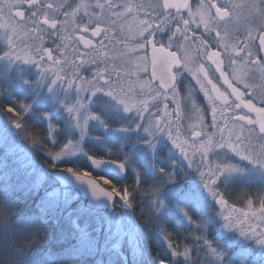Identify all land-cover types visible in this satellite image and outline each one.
Returning a JSON list of instances; mask_svg holds the SVG:
<instances>
[{"label": "rangeland", "instance_id": "obj_1", "mask_svg": "<svg viewBox=\"0 0 264 264\" xmlns=\"http://www.w3.org/2000/svg\"><path fill=\"white\" fill-rule=\"evenodd\" d=\"M135 1L130 0L132 3H136ZM138 1L139 4L143 3L145 5L156 2V0H147V3H144L142 0ZM232 1H234V5L238 6V1L242 0ZM245 1L246 4H251L255 0H250L251 2L248 0ZM49 2L55 4L60 3L61 0H49ZM87 2L94 4L95 0H89ZM2 3H4V0H0V4ZM19 10L25 11L27 15V5H24ZM95 11L98 12L99 9H95ZM232 15H235L237 18V24L234 26L239 27L240 25H245L246 15L248 16L249 13L246 14L245 12L236 11ZM141 17L143 18V11ZM59 19L65 20V17L61 16ZM68 19L71 20V17ZM253 21L251 25H256L254 26V30L261 27L260 25H264V21L260 20L258 22V19H253ZM76 23L78 25L88 23L83 9L78 13ZM89 26L91 27V25ZM48 31L51 32L52 30L49 29ZM80 34L79 31L73 34L72 28L69 27L63 33L66 37L65 40H60L56 36L45 35L44 47L51 49L56 58H60L59 52L56 51L57 45H60L62 49L64 44L71 45V47L67 49L66 58L68 64L63 69L57 66L52 71L42 72L34 64H25L22 59L17 60L14 57L5 55L6 52L11 50L21 54L29 52L30 49L28 46L32 44V39L24 33L16 36L11 31L10 26L7 24V13H5V19H0V109H4L0 111V155L3 159L9 160V167L11 168L35 171L31 176L28 175L26 177V174H24L22 178H26L25 185L28 187L26 194L34 196L37 191L39 192L42 188L49 187V184L45 173H41L37 169V164L26 160V157L22 154V152H26L21 145L22 140H13L12 138L13 135L16 139L14 133L15 127H21L17 124V120L20 122L21 117H16V113L8 111L10 103L14 102L24 108L23 115L25 117L43 124L47 150L43 146L42 148L55 164L65 163L71 165L72 163L84 162L89 158L88 153L101 154L98 156L103 157L105 155L113 157L114 151H120L121 155L123 153V164L129 173L128 179L131 183L134 181L136 183H133L135 189L139 186L138 184L142 183L141 180L148 178H145V175L142 173L150 172L149 174H152V177H154L152 182L142 183V185L143 187H149L144 188V191L149 194L147 198H156L158 201L155 200L154 203L147 201L146 207H144L145 210L149 207L153 208L158 211V214L162 218L169 219L178 227L183 224L186 227H190L191 230H194L203 225L204 230H206L209 223L203 222L202 225L199 223L203 215L201 211L203 210L207 215H211L212 220L216 218L213 221V225L218 230V233H220V236L227 240L226 246L230 249H235L237 253L230 261L225 262L224 258L228 250L224 249L225 251H223V249L211 247V241L209 242L205 239L203 244L205 245L206 243L208 245L204 247L203 253L206 250L207 252H211L215 257V264H264V244L258 243L257 239L251 235L241 234V231L236 227L227 226V222L220 214L221 211H224L225 215H231L234 224L242 221L244 219L243 213L249 211V200L252 201V210L258 213L260 200L264 199V168L252 161L241 159L227 148L223 150L213 148L207 151V159L200 167V171H198L197 166L201 165L202 153L194 155L190 144L193 139L191 135L192 128L194 127L196 130H200L202 120L203 124L207 126L205 127V131L208 132L209 136L216 131L217 135L214 139H218L219 133L211 127L212 104L204 92L201 91L196 81L194 80L196 85L194 94L192 93L189 81H186L183 90L179 92L181 94L178 93L177 100L180 104L179 111L181 112V118L177 120L175 114L177 108L171 99L172 93L168 94L169 98L167 100L163 97L161 101L159 100L160 97L154 98V93L149 92L147 85L144 84V81L148 80H142V78H145L143 76L145 72L143 71V64L140 63L138 76L133 75L130 78L125 76L123 81L126 83H123L125 89L124 94L127 95L129 91L131 92V96L126 102L129 103L132 112L126 113L123 111L122 104L119 105L103 92L95 94L89 91L78 92L75 86L69 87V80H73L74 85L81 83L72 76L73 72L78 71L82 78L91 79L96 70L95 65L91 64H84L80 69L73 67V59H75L76 63H80L82 57L76 55L73 58L71 55L72 47H78L80 52L88 51L81 42L75 40V37ZM83 35L85 39H91L99 47L98 41L100 37H92L91 32H85ZM9 36L13 37L11 49L9 47ZM73 41H75V44H73ZM121 41H123V38H121ZM120 42H114V47L109 46L106 50V55L110 58L108 61L109 68L113 64L123 65L127 58H131L129 67L132 71H137V63L143 56L142 51L140 53L128 52L126 45L131 42L126 40L123 41L124 45L119 50ZM255 45L258 47L257 40L255 41ZM220 51L223 52V49ZM204 60L210 66L209 70L214 72L215 66L213 65V69L211 62L207 61L206 57ZM41 63L45 62L42 61ZM222 67L227 69L226 75H229L230 78L235 75L243 79L245 77L244 73L247 71V66L242 63H237L233 68H227L226 60ZM55 71H60L63 79H57L53 74ZM216 78L217 86L221 91H225V94L229 97V102L234 104L236 100L231 95L230 90L226 91L218 82L219 73H216ZM112 79H116L115 73H113ZM54 80L56 81L55 83H53ZM84 87L86 88L87 85H84ZM141 88L144 89L143 94H141ZM245 91L250 93V95L254 93L256 96L255 105L260 106L259 97L264 93V80L260 79L258 84L256 82L252 89ZM117 92H120L119 88H117ZM199 95L202 98V102ZM251 96L246 98V94H244L243 98L244 100H249ZM144 100H147L149 103V111L144 113L146 117L157 112V108H154L157 104L156 101H158L159 107H164L165 104L169 107L174 103L172 108L167 109V112L170 113L171 120L174 122L171 132L173 138L179 135V140L184 143L187 150L188 159L185 158V155L179 148L173 145L172 140L169 139L167 129L162 133L157 132L154 135H149L144 128L140 127L142 122L138 120L135 111L137 107L141 106V101ZM198 102H200L199 105ZM193 103L195 104V108L193 107ZM219 103V101H216L217 105ZM79 104H82L83 107L80 108ZM70 107L73 108L72 113L68 111ZM80 112L82 114L81 118L79 120L74 119L73 117H79ZM236 112L238 114H245L239 109H236ZM85 116L88 119L85 120ZM163 116L164 110L155 119H161ZM220 123L223 124L224 121L221 120ZM240 124L235 125L237 130H239ZM60 125H62V128H59ZM177 125H179V131L177 130ZM244 127L246 129L247 126ZM152 130L155 131V128L153 127ZM244 134L247 135L246 130ZM136 136L138 143L136 142V147L131 149L132 137ZM206 139L201 140V138L197 137V146L203 145ZM104 144H106V147L103 148L102 146ZM126 146L130 148L124 150ZM27 147L29 149L34 148L31 144H28ZM249 151L253 160H257L261 152L264 151V141L254 138ZM191 160H194V163L190 165L189 161ZM224 164L233 166L235 171L221 176L218 179L217 185L213 186L215 191L219 193L217 199L223 197L226 201V207L222 208L204 187L200 172L205 173L206 179L209 168H214L216 165H221L222 167ZM137 165H141V167L138 168ZM90 168H92L91 163ZM65 170L69 169L66 168ZM166 174L169 176L172 175L173 177L171 178L170 176L171 179L167 180ZM238 181L240 183L243 182L245 186H250L253 184L252 181H256L259 186L255 190V193L259 194L262 192V195L257 197L252 192H244L246 195L244 200L239 198L229 199L226 186L236 185ZM175 182L177 183L176 186H174ZM223 184L225 185L224 187ZM235 196L241 197L239 194H235ZM115 197L114 204L112 205L114 212L107 214L109 209H104V213L100 217H94V212L88 211L83 207L73 210L66 209L63 214V217L66 218V226L73 232H77L79 229H90L88 232L79 231L78 234L83 243H87L88 239H91L92 242L101 241L103 246L110 251H115L113 254L115 256L118 255L124 262L141 264V241L136 231L137 227L134 224V214L131 213L133 203L130 200H121L119 196ZM77 198L78 195L73 192H69L68 190L60 192L59 188L51 186L49 193H45L42 202L43 204H59L66 208L62 202L69 205L77 200ZM194 200L207 201L216 206L210 205L204 210L201 206L194 203ZM123 203L126 205L127 211H125L126 209ZM157 203L159 207L156 205ZM91 218L93 220L97 218L95 224L97 227L103 226V229H105L104 235L102 232L100 233V230H95L92 233L93 235L91 234L92 223H88ZM248 224L254 227H260L259 216L257 215V219L255 220L249 218L244 227L247 228ZM23 231L25 232V230ZM9 234L10 231H8ZM204 234H207V232ZM162 241L166 247L172 244L170 240L164 241L162 238ZM168 252L173 264H177L176 262L182 264V261L178 257L184 258V261L188 264H203L198 260L196 251L188 253L186 249V253H183L181 256L172 248ZM174 252L176 253L175 255L173 254Z\"/></svg>", "mask_w": 264, "mask_h": 264}, {"label": "snow or ice", "instance_id": "obj_2", "mask_svg": "<svg viewBox=\"0 0 264 264\" xmlns=\"http://www.w3.org/2000/svg\"><path fill=\"white\" fill-rule=\"evenodd\" d=\"M24 5H27V15L25 11L19 10ZM233 7L239 6L233 5ZM246 7L255 10L254 20L264 21V0H255L254 3ZM82 9L88 23L78 25L76 18ZM95 9H99V11L97 12ZM141 10H143V18L140 16ZM184 11L187 12L188 18L184 17ZM5 13H7V24L16 36L24 33L32 39V44L28 46L29 52L21 54L11 50L5 55L17 60L22 59L25 64H34L42 72L52 71L57 66L63 69L68 64L67 49L71 47V45L64 44L62 49L60 45H57L56 51L59 52L60 58H56L51 49L44 47L45 35L56 36L60 40H65L66 37L63 33L69 27L72 28L73 34L79 31L81 34L76 36L75 40L81 42L88 51L80 52L78 47H72L71 55L73 58L76 55L82 57L80 63H76L73 59V67L80 69L84 64H91L95 65L96 70L91 79L82 78L78 71L73 72L72 76L81 83L74 85L73 80H69V87L75 86L78 92L89 91L92 94L103 92L119 105L122 104L123 111L126 113H131L132 108L126 102L131 96V92L129 91L127 95L124 94V78L125 76L129 78L133 75L138 76L140 63L143 64V71H148L147 50L150 47L151 78L144 81V84L147 85L149 92L154 93V98L162 96L167 100L168 94L171 92V99L174 103L176 102L178 93L176 92V74H174L173 69L183 68L196 81L212 104L211 127L218 131L219 138L214 139L217 135L216 131L209 136L208 132L205 131L207 126L203 124L202 120L200 130H196L194 127L191 130L193 139L190 144L194 155L202 153L201 165L197 166L198 171L207 159V151L213 148L221 150L227 148L241 159L252 161L264 168V151L255 161L249 151L254 138L264 141V93L259 97L260 106H256L254 93L251 94V99L244 100V93L238 90L241 86L246 90L252 89L255 86L257 74L261 80H264V56L261 55L264 54V26L259 27L256 35H253L252 29L249 28L247 35L241 39L240 29L229 27L231 20L229 6L219 2V0H200L195 11L192 10L188 0H162V3L160 0H156L155 3L147 5L132 3L130 0L128 2H124V0H95L94 4L85 3L84 0H81L74 6L73 0H61L60 3L55 4L49 0H4V3L0 4V19H5ZM61 16L65 17V20H60L59 17ZM69 17L71 20L68 19ZM193 25H195V29H193ZM201 28L203 31L197 35ZM49 29L52 31L49 32ZM85 32H91L92 37H100L99 47L91 39H85L83 35ZM158 34L167 37V44L162 42L161 37L158 38ZM121 38L131 42L126 45L128 52H143L135 72L129 67L131 58L125 60L123 65L113 64L109 68L108 61L110 58L106 55V50L109 46L114 47V42L119 43ZM8 40L11 49L13 37L9 36ZM256 40L259 41L258 47L255 45ZM212 46L218 50L211 51ZM173 49H178V51ZM219 49H223V52ZM205 57L207 61L211 62V65L215 66V72L209 70L210 66L205 62ZM225 60L227 61V68H233L237 63L246 65L245 78L242 79L235 75L230 78L229 75H226L227 69L222 67ZM42 61L45 63H41ZM158 67L165 69L164 75L158 76ZM113 73L116 75L115 80L112 79ZM216 73H219V80L227 86L226 91L230 90L231 95L235 97L236 102L234 104L229 102V97L225 91H221L217 86ZM53 74L57 79H63L60 71H55ZM157 80H159L158 86L155 83ZM55 82L54 80L53 83ZM84 85L87 87L85 88ZM117 88L120 89L119 93ZM143 93L144 89L141 88V94ZM216 101L220 102L219 105L216 104ZM79 106L80 108L83 107L82 104ZM155 107L157 112L146 117L144 113L149 111V103L147 100L141 101V106L137 107L135 111L138 120L142 122L140 127L144 128L149 135H154L157 132L162 133L167 129L173 145L179 148L185 158L188 159L187 150L184 143L179 140V135L176 138L172 136L171 129L174 122L170 118V113L167 112L168 105L165 104L164 116L161 119H155L156 116L160 115L159 105L156 104ZM193 107L195 108L194 103ZM236 109H246L247 113L238 114ZM8 111L12 112L13 110L9 108ZM68 111L72 113L73 108L70 107ZM175 114L179 120L181 118L179 104H177ZM249 114H254V116ZM81 115L80 112L79 117L73 118L79 120ZM84 119L86 120L88 117L85 116ZM221 120L224 121L223 124L220 123ZM236 124H240L239 130H237ZM244 126H247L246 129ZM153 127L155 131L152 130ZM176 127L179 131V125ZM245 130L247 135L244 134ZM197 137L201 140L207 138L206 142L198 147ZM189 162L191 165L194 160ZM94 163L99 164L101 162L94 161ZM68 171L71 172V169ZM233 171H235L233 166L224 164L222 167L216 165L214 168H209L206 179L205 173L200 172L204 187L222 208L226 207V202L223 197L217 199L219 193L215 191L213 186L217 185L221 176ZM73 175H76L78 180L89 184L94 197L112 198L119 196L124 201L129 198L128 191L120 193L115 188L106 191L104 187H101L100 181L90 177L87 172L73 173ZM103 184L107 185L108 181L104 180ZM248 208L249 211L243 213L244 219L235 224L231 215H225L224 211H221L220 214L227 222V226L236 227L241 231V234L251 235L257 239L258 243L264 244V199L260 200L258 213L252 210L251 200L248 201ZM257 215L260 218V227L248 224V227L245 228L244 225L248 219L255 220Z\"/></svg>", "mask_w": 264, "mask_h": 264}, {"label": "trees", "instance_id": "obj_3", "mask_svg": "<svg viewBox=\"0 0 264 264\" xmlns=\"http://www.w3.org/2000/svg\"><path fill=\"white\" fill-rule=\"evenodd\" d=\"M159 100H162V96ZM9 107L12 108V112L16 113V117H21L20 122L15 118L17 124L21 127H15L14 133L16 136L15 140H22L21 145L27 152H22V154L26 157V160L32 161L33 164L36 162L39 168L49 171L69 168L65 163H52L47 153L43 150V148L47 150L43 124L39 125L28 120L23 115L24 108L15 102L10 103ZM2 110L4 109L1 108L0 111ZM28 144L33 145L34 148L29 149L27 147ZM8 164V160L2 159V156H0V264L4 262L9 264V253H13L14 257H16L24 251H27L26 256L16 264H133L124 262L118 255L115 256L113 254L115 251L108 250L102 245L101 241L92 242L91 239H88L87 243H83L78 233L79 231L88 232L90 229H79L77 232L72 233L69 227H62L63 212L60 205H57V208H55L46 204H39L36 201L40 200L38 198L42 197L50 186L55 184L53 179L49 178V187L42 189L37 195V199L36 197L25 198L26 188L22 186L21 178H23L24 174H26V177L28 175L31 176L34 171L11 168ZM72 165L74 166L71 171L75 173L85 172V167L88 168L87 162H85V165L79 163H72ZM170 176L171 178L173 177L172 175ZM170 176L167 174L166 179L170 180ZM104 180L108 181L107 185L103 184ZM101 183L109 190L115 188L121 193L128 191L129 199L133 203V212L135 216L140 217L142 211L139 209L138 204L141 201L139 193L143 189H135L129 182L125 183L112 177L102 179ZM176 184L175 182L174 186ZM142 195L146 198L149 197V194L146 192ZM77 204L78 202H74L71 206H76ZM84 204L83 201L78 205L84 206ZM210 205L213 204L206 203L204 210ZM151 213L159 216L153 210ZM203 215L204 217L200 219L199 223L201 225L203 222L209 223L206 230H204L203 225L191 230L183 226L178 227L176 224H173V229L167 220L160 216L155 223L145 222L143 219H140L141 224L136 231L139 234L142 247L141 264H173L168 252L171 248L180 256L186 253V249L188 253L196 251L198 260L203 264H215V257L211 252H207L206 250L203 253L204 247L208 245L206 243L205 245L203 244L205 239L209 242L211 241V247L220 248L223 251L227 249L228 252L224 259L225 262L230 261L236 250L226 246L227 240L220 236V233H218V230L213 225V221L216 218L212 220L211 215H207L206 212H203ZM95 222L96 218L94 220L91 218L88 221V223H92V227L90 225L91 234L95 230H100V233L102 232L104 235L105 229H103V226L97 227ZM21 229L25 230V232ZM8 231H10L9 235ZM206 232L207 234H204ZM234 235L238 236L237 234ZM162 238L164 241L170 240L172 244L166 247L163 244ZM178 259L182 261V264H188L184 261V258L178 257ZM176 263L179 264V262Z\"/></svg>", "mask_w": 264, "mask_h": 264}, {"label": "water", "instance_id": "obj_4", "mask_svg": "<svg viewBox=\"0 0 264 264\" xmlns=\"http://www.w3.org/2000/svg\"><path fill=\"white\" fill-rule=\"evenodd\" d=\"M150 60H151V54H150ZM157 72H158V76L164 75L165 69L163 67H158ZM94 161L97 160L92 159L90 161L94 170L108 172V173L112 172L119 177H122L125 174V169L120 164H116L111 161H100L101 163L96 164L94 163ZM49 175L52 176L59 183L61 188H71L74 190H78L80 194L87 199L89 207H93L95 209L109 208L110 210H112V205L114 204V196L112 198H108L106 196L94 197L89 184L85 181L78 180L76 175H73V173L55 172Z\"/></svg>", "mask_w": 264, "mask_h": 264}, {"label": "flooded vegetation", "instance_id": "obj_5", "mask_svg": "<svg viewBox=\"0 0 264 264\" xmlns=\"http://www.w3.org/2000/svg\"><path fill=\"white\" fill-rule=\"evenodd\" d=\"M248 1H250V0H248ZM160 2L162 3V0H160ZM188 2L190 4L192 10L195 11L197 5L200 3V0H188ZM219 2L227 4L229 6V15L236 17L235 15H232V13H234V12L237 11L236 7H233V4L232 3L228 2V1L227 2H223V0H219ZM254 2H251V4L254 3ZM183 15H184L185 18H188L186 11L183 12ZM246 26H248V25H243L242 27H238V28L240 29V31H243V30H246V28H245ZM192 27H193V29H195V25H193ZM229 27L231 28V27H237V26L229 25ZM202 31H203V29L201 28L197 32V35H199V32H202ZM222 31H223V29H222ZM256 33L257 32L253 30V35H256ZM213 35H215V33H213ZM243 38L244 37L241 35V39H243ZM257 45L259 46V41L258 40H257ZM173 50L178 51V49H173ZM217 50L218 49L215 46H212L211 51H217ZM220 50L221 49H219V51ZM178 54H179V52H178ZM261 55L264 56V54H261ZM212 68L214 69V66L213 65H212ZM173 72H174V74H176V92L177 93H179V92H181L183 90L186 81H189L190 82V85H192V87L194 89L196 88V85H195L194 80L192 79L191 75H189L187 72H183L180 69H173ZM214 72H215V70H214ZM218 82L220 83V85L225 90L227 89V86L223 84V81H221V80L218 79ZM238 90L241 91V92H243L244 94H246V98H249V96H251L250 93L246 92L245 91L246 89H244L242 86L239 87ZM169 93H171V92H169ZM239 110H242L243 113H247V110L246 109H239ZM250 115H253V114H250Z\"/></svg>", "mask_w": 264, "mask_h": 264}, {"label": "bare ground", "instance_id": "obj_6", "mask_svg": "<svg viewBox=\"0 0 264 264\" xmlns=\"http://www.w3.org/2000/svg\"><path fill=\"white\" fill-rule=\"evenodd\" d=\"M258 84V83H257ZM81 165H85V162H79ZM74 165H68L67 164V167H69L68 169H72V167H73ZM85 169H86V171L85 172H87L88 174L89 173H93V171L90 169V168H86L85 167ZM47 170V169H46ZM47 171H49V170H47ZM71 173H75V172H73V171H71ZM78 174V173H77ZM0 252H1V249H0ZM26 254H27V251H24L23 253H21L20 255H18V256H16V257H14V254L13 253H9V264H16V263H18L19 261H21L22 259H23V257L24 256H26ZM1 261V260H0ZM3 264H7V263H3Z\"/></svg>", "mask_w": 264, "mask_h": 264}]
</instances>
